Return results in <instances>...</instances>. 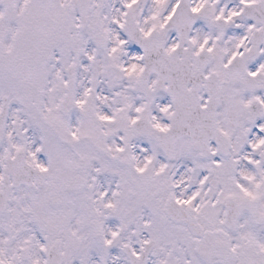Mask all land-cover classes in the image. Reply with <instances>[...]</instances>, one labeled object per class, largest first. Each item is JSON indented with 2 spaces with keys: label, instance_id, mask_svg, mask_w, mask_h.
<instances>
[{
  "label": "snow or ice",
  "instance_id": "1",
  "mask_svg": "<svg viewBox=\"0 0 264 264\" xmlns=\"http://www.w3.org/2000/svg\"><path fill=\"white\" fill-rule=\"evenodd\" d=\"M0 264H264V0H0Z\"/></svg>",
  "mask_w": 264,
  "mask_h": 264
}]
</instances>
